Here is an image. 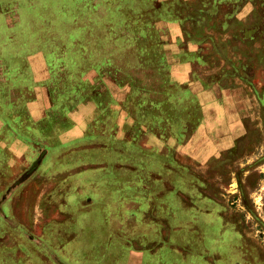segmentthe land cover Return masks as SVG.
Wrapping results in <instances>:
<instances>
[{
    "label": "rangeland",
    "instance_id": "obj_1",
    "mask_svg": "<svg viewBox=\"0 0 264 264\" xmlns=\"http://www.w3.org/2000/svg\"><path fill=\"white\" fill-rule=\"evenodd\" d=\"M153 173L207 198L160 264H264V0H0V264L134 262L100 197Z\"/></svg>",
    "mask_w": 264,
    "mask_h": 264
},
{
    "label": "crops",
    "instance_id": "obj_2",
    "mask_svg": "<svg viewBox=\"0 0 264 264\" xmlns=\"http://www.w3.org/2000/svg\"><path fill=\"white\" fill-rule=\"evenodd\" d=\"M161 143V140L158 139L157 145H161ZM192 143L193 141L191 142V145ZM202 146L203 145H198L197 148L199 147V149L192 148V146H190V148L187 150L191 153H194L195 151L198 155L199 151L201 150L200 147ZM80 148L81 147H79V149ZM77 149L74 150L77 151ZM159 153L161 152L159 151ZM159 153V161H161V159L163 158L164 160H167V156H169V154H172L171 152H168L167 154L162 153L163 155ZM172 155L174 156V154ZM196 160L198 159L196 158ZM159 161H157V159L153 160V164H156L157 166ZM125 168L126 167H124L123 165H117L116 170L122 171ZM81 170L83 169H79L77 171ZM149 177L150 179L155 180L154 183L149 182L148 184L144 183L143 185H139L132 191L136 192V194L132 198H129L130 196H128V198H121L118 196L120 194H125L126 192H128L123 186H120L118 188H121V190L110 191L109 193H106L108 195H105V193H103L102 197H100L102 201L106 200L105 203L110 206V209L108 213L109 215L104 217L103 219H99L96 223L100 230L98 231L99 235H97V241L104 242L103 245H106V239L115 238V241L117 240L118 242L114 243L115 245L114 247H111V249L115 253H121V250L125 248V254H127L131 258V261H134L129 264H136V257L140 259V264H145V259L148 260V258L149 260L146 264H160L158 260L161 256L163 257L166 249H169L168 251H170V253L174 255L177 248H179V245L184 242V237H186L185 242L187 241V239H191L193 241L192 235L186 236L187 233H181L182 225L184 222H189L191 215L193 214L191 212V207L195 206L194 200H196L195 203H198L200 205H207L204 202L207 198L201 197L199 195V191L196 186H194L195 190L190 185L186 186L185 190H182V187L180 186L179 188H177L175 186L167 185L168 183H166L163 177L159 174L153 173ZM156 181H159V186H155ZM46 188V194L40 197L39 201H42L43 197L47 196L48 193H52L55 189V186L49 185ZM174 188L178 193L177 196L179 202L177 203V206L176 204L166 205L165 203H162L166 200V196L168 195V193L174 191ZM41 189L42 188H40L39 190L41 191ZM4 190V188L3 190H1V195L4 193ZM24 191L22 193H24ZM22 193L20 195H22ZM183 193H196L197 196L200 197L193 195V198H190V196H186ZM17 194L19 193L17 192ZM85 203L81 204L83 206H86ZM57 212L59 211L57 210ZM57 212L48 217L49 220L46 222L55 219L54 216H56ZM204 214H208V212ZM88 224L89 223L85 222V226H88ZM171 225L178 227H176L173 231ZM35 228H37L36 230H38V232H36V236H34L37 237L36 239L38 241H41V231L43 230V224L42 226H40V228L34 227V229ZM178 229L181 231L180 233L177 232ZM58 235L60 236L61 233L59 232ZM75 239L76 236L70 237L68 240V243H70V245L67 246H65V244L55 247L52 245L51 247L55 251V259H57L59 255L65 256V254L68 253L65 250L66 247H69V252H71L76 246H78L80 242L75 243ZM84 248L86 249L85 251L89 250L85 246ZM150 259L157 261V263L151 262ZM256 259L259 260L258 258ZM126 264H128V261Z\"/></svg>",
    "mask_w": 264,
    "mask_h": 264
},
{
    "label": "flooded vegetation",
    "instance_id": "obj_3",
    "mask_svg": "<svg viewBox=\"0 0 264 264\" xmlns=\"http://www.w3.org/2000/svg\"><path fill=\"white\" fill-rule=\"evenodd\" d=\"M38 75V74H37ZM35 79H36V73H35ZM36 89H37V86H36ZM54 107V106H53ZM64 107H66V108H68L67 106H66V104L64 105ZM3 197V199H4V196H2ZM2 197L0 198V203H2ZM2 199V200H1ZM6 217V216H5ZM4 216L3 217H0V219H2V218H5ZM32 240V239H31Z\"/></svg>",
    "mask_w": 264,
    "mask_h": 264
}]
</instances>
